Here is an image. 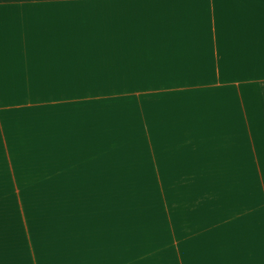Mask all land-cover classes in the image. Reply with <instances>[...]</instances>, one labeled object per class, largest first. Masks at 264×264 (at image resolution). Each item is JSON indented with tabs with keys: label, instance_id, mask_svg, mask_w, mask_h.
<instances>
[{
	"label": "crops",
	"instance_id": "0c3cea01",
	"mask_svg": "<svg viewBox=\"0 0 264 264\" xmlns=\"http://www.w3.org/2000/svg\"><path fill=\"white\" fill-rule=\"evenodd\" d=\"M74 84L139 85L89 97L158 181L139 264H264V0H0V115Z\"/></svg>",
	"mask_w": 264,
	"mask_h": 264
},
{
	"label": "rangeland",
	"instance_id": "374dc122",
	"mask_svg": "<svg viewBox=\"0 0 264 264\" xmlns=\"http://www.w3.org/2000/svg\"><path fill=\"white\" fill-rule=\"evenodd\" d=\"M136 91L59 85L48 87L47 99L38 89L37 99L9 102L10 114L0 115V264H139V253L151 251L139 244V228L151 230L157 207L145 198L139 205V190L147 194L158 181L130 178L136 167L147 171L139 159L148 148L126 146L137 133L118 129L119 110L89 101ZM158 234L169 229L144 237Z\"/></svg>",
	"mask_w": 264,
	"mask_h": 264
}]
</instances>
